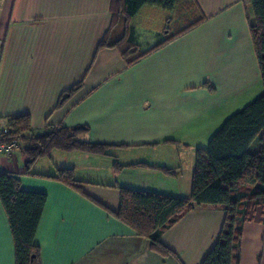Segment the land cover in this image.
Segmentation results:
<instances>
[{
	"label": "crops",
	"instance_id": "crops-1",
	"mask_svg": "<svg viewBox=\"0 0 264 264\" xmlns=\"http://www.w3.org/2000/svg\"><path fill=\"white\" fill-rule=\"evenodd\" d=\"M112 1L2 0L0 129L17 116H28L34 134L85 126L81 139L114 147L108 157L120 166H146L102 172L56 151L26 172L18 152L0 154L1 171L47 195L40 264H202L221 235L222 209L186 213L162 236L166 256L115 215L121 189L188 199L197 151L262 93L252 10L245 0H177L171 12L144 6L129 32L146 56L128 65L120 49L100 48L110 33L112 43L127 33L125 23L112 26ZM258 149L256 140L250 150ZM64 168L75 170V187L54 179ZM241 234L240 264H264V224H242ZM0 264H16L1 202Z\"/></svg>",
	"mask_w": 264,
	"mask_h": 264
},
{
	"label": "trees",
	"instance_id": "trees-1",
	"mask_svg": "<svg viewBox=\"0 0 264 264\" xmlns=\"http://www.w3.org/2000/svg\"><path fill=\"white\" fill-rule=\"evenodd\" d=\"M176 2L177 0H113L112 26L115 28L125 23L127 33L116 43L111 42L110 33L100 43V48H118L128 65L137 63L146 55L134 51L136 47L131 41L129 21L144 6L171 12ZM245 3L252 10L250 31L260 66L262 93L245 108L230 116L210 139L207 147L197 151L191 196L188 199L130 189L120 190V208L116 218L138 236L150 240L152 250L162 256L171 253L161 240L165 231L195 209H222L226 213L219 240L202 264H240L242 224H264V0H245ZM199 23L200 21L187 27L173 38L190 31ZM73 90L64 94L61 102ZM9 126L12 133L10 140L26 142H22L20 151L27 158L26 172H30L39 160L49 158L56 151L111 156L110 151L114 148L83 141L81 137L89 132V128L85 126L75 129L49 128L41 134H34L28 116L11 118ZM27 134L30 136H26ZM256 140L259 142V149L254 153L250 147ZM121 167L116 164V169ZM74 171L72 168L61 169L54 179L75 187L77 181ZM244 201L246 210L240 223L236 207ZM0 202L9 220L16 264H40L36 235L46 207L47 195L25 191L18 178L1 172ZM236 227L240 230H236Z\"/></svg>",
	"mask_w": 264,
	"mask_h": 264
},
{
	"label": "rangeland",
	"instance_id": "rangeland-1",
	"mask_svg": "<svg viewBox=\"0 0 264 264\" xmlns=\"http://www.w3.org/2000/svg\"><path fill=\"white\" fill-rule=\"evenodd\" d=\"M1 3H2V0H0V4ZM1 7H2V5H0V8ZM143 37L144 36H142V38ZM141 41H142V39H141ZM254 48H255V46H254ZM261 82H262V79H261ZM9 127H11V126H9V123H8L7 128H9ZM26 136H30V135L27 134ZM18 141L22 144V147H23V143H26L25 141H22L23 142L22 143L21 140H18ZM112 149H114V148H112ZM123 149H125V148H123ZM119 150H122V149H119ZM22 152H21V154H22ZM65 154H66L67 157H69V159L72 162H75L78 167H83L84 164L92 163V164L96 165L99 168V170L102 171V172H106L105 170L107 168H110V165H112V168H113V165H114V168H115L116 167V164H119V161H117L114 158L112 159L111 157H108V156H96V155H90V154H86L85 155V153H78V152H75L74 154L73 153H65ZM79 155H84L87 158H89V160L88 159H85V158H81ZM48 162H50V161H48L47 159H44V160L41 161L40 164H41V166H43V165L46 166V164H48ZM139 166H144L145 167L146 165H134V164L131 165L130 164L127 167H124L123 166V167H121L119 169H122V170L127 169V168H134V169H136V167L137 168H140ZM100 171L98 172V174L101 173ZM244 190H246V189H244ZM253 199L254 198H252V200ZM245 210H246V201L242 202L240 205H238L236 207V214H237V217H238V221L240 223H241V221H242V219L244 217ZM236 230H240L239 227H236Z\"/></svg>",
	"mask_w": 264,
	"mask_h": 264
},
{
	"label": "built area",
	"instance_id": "built-area-1",
	"mask_svg": "<svg viewBox=\"0 0 264 264\" xmlns=\"http://www.w3.org/2000/svg\"><path fill=\"white\" fill-rule=\"evenodd\" d=\"M10 128H1L0 129V154L5 155L9 158L15 157L16 153L20 152L22 149V144L16 140H10L11 136ZM0 168V173H1Z\"/></svg>",
	"mask_w": 264,
	"mask_h": 264
}]
</instances>
